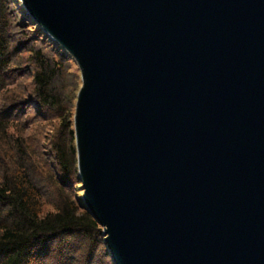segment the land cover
<instances>
[{"label": "water", "instance_id": "1", "mask_svg": "<svg viewBox=\"0 0 264 264\" xmlns=\"http://www.w3.org/2000/svg\"><path fill=\"white\" fill-rule=\"evenodd\" d=\"M78 68L81 207L114 264H264V0H19Z\"/></svg>", "mask_w": 264, "mask_h": 264}, {"label": "trees", "instance_id": "2", "mask_svg": "<svg viewBox=\"0 0 264 264\" xmlns=\"http://www.w3.org/2000/svg\"><path fill=\"white\" fill-rule=\"evenodd\" d=\"M70 65L19 0H0V264H114L81 207Z\"/></svg>", "mask_w": 264, "mask_h": 264}, {"label": "rangeland", "instance_id": "3", "mask_svg": "<svg viewBox=\"0 0 264 264\" xmlns=\"http://www.w3.org/2000/svg\"><path fill=\"white\" fill-rule=\"evenodd\" d=\"M69 67H70L71 71L76 72V73H79L78 68L76 66L70 65ZM79 76H80V74H79ZM80 83H81V80H80ZM80 193H81V191H80ZM82 193H83V190H82Z\"/></svg>", "mask_w": 264, "mask_h": 264}]
</instances>
